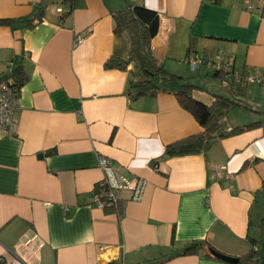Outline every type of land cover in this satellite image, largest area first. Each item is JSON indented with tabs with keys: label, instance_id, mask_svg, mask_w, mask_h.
<instances>
[{
	"label": "crops",
	"instance_id": "1",
	"mask_svg": "<svg viewBox=\"0 0 264 264\" xmlns=\"http://www.w3.org/2000/svg\"><path fill=\"white\" fill-rule=\"evenodd\" d=\"M250 3L74 0L69 10L65 0H0V17L15 20L0 25V79L18 66L26 76L15 128L0 133V264H231L208 256L205 244L184 254L196 240L234 257L251 239L264 250V124L228 134L264 121V93L250 85L236 93L213 74L217 86L199 87L201 68L210 71L200 64L189 73L194 99L210 105L221 95L251 111L231 115L234 107L206 132L172 93L133 100L129 80L143 72L129 60L130 33H115L113 18L129 4L155 10L150 46L167 70L219 50L236 69L252 70L264 66V5ZM109 58L128 63L107 68ZM177 141L179 152L165 156ZM100 156L145 180L139 199L120 189L117 205L91 204Z\"/></svg>",
	"mask_w": 264,
	"mask_h": 264
},
{
	"label": "trees",
	"instance_id": "2",
	"mask_svg": "<svg viewBox=\"0 0 264 264\" xmlns=\"http://www.w3.org/2000/svg\"><path fill=\"white\" fill-rule=\"evenodd\" d=\"M69 2V10L75 4L74 0H65ZM220 0H211L213 3H218ZM66 14V13H65ZM42 12L39 11L33 18L22 20L26 26H33L41 20ZM115 21L114 32L118 33L122 30H127L131 36V50L129 60L135 61L143 72V78L139 81L129 80L128 92L130 98L135 100L144 96H155L158 92L167 91L172 93L177 98L180 105L191 112L197 121L201 124L204 132L212 129L219 118L223 116L228 110L236 107L239 103L221 95H215L214 101L210 105H205L200 101L194 99L191 91L195 84L184 82L182 77L169 72L163 65L159 64L152 54L150 41L157 34L159 30V15L158 13L146 7L143 4H129L126 7L117 10L113 13ZM15 20L11 18L0 17V25H12ZM190 47L187 54L190 53ZM128 61H121L115 58H109L105 63L107 68H121L124 69ZM212 71L216 77H221L220 71ZM4 77L12 78V85L15 86L19 92L20 87L26 81V76L22 70V66H18L11 70L9 74ZM230 90L236 93H241L243 90L238 86H231ZM257 112L264 114V110H257ZM264 124V121L249 123L245 126L235 127L229 133H236L243 129L253 127L254 125ZM183 141H177L168 144L165 149V156H173L177 154L178 147ZM52 151H49L51 153ZM152 166L157 167V162L153 161ZM111 207V206H110ZM261 225L264 227V216L261 219ZM251 247L249 250L238 257L237 264H264V250L259 251L256 246V241L250 240ZM207 245L209 250H214L208 243L204 241H193L186 245L183 253H192L197 247ZM208 256L213 258L210 252ZM108 264H115L110 262Z\"/></svg>",
	"mask_w": 264,
	"mask_h": 264
},
{
	"label": "built area",
	"instance_id": "3",
	"mask_svg": "<svg viewBox=\"0 0 264 264\" xmlns=\"http://www.w3.org/2000/svg\"><path fill=\"white\" fill-rule=\"evenodd\" d=\"M247 8L253 9L251 1H257L264 5V0H246ZM61 15L66 12L62 8H57ZM81 42L78 36L75 43ZM187 64L192 70L205 64L209 70L220 71V84L225 88L238 86L243 88L248 85H256L264 93V66L252 70L242 68L236 69L233 63L228 59L222 50H219L213 59L205 55H195L187 59ZM8 72H11L9 68ZM7 73V74H9ZM5 76V75H4ZM19 92L12 85V78L2 77L0 79V133H11L15 128L14 112L18 104ZM99 165L103 170V178L95 185L91 195V204L106 208L118 204V198L115 195L116 190L124 189L132 192L133 199H139L145 185L142 178L128 179L121 173L117 172L105 156H100Z\"/></svg>",
	"mask_w": 264,
	"mask_h": 264
},
{
	"label": "rangeland",
	"instance_id": "4",
	"mask_svg": "<svg viewBox=\"0 0 264 264\" xmlns=\"http://www.w3.org/2000/svg\"><path fill=\"white\" fill-rule=\"evenodd\" d=\"M215 55V54H214ZM214 58V57H213ZM186 66V69H183V68H178V67H176L175 66V71H177V72H174L173 70H168L169 72H171V73H174V74H176L177 76H180V77H182V79L183 80H186V81H192V79H194V77H193V75H190L189 73H191V72H193V73H191V74H194V72H197V71H195V70H192L190 67H189V65L187 64V65H185ZM165 68V67H164ZM166 69V68H165ZM201 74H202V76L201 77H199V78H201L200 79V82H199V84H198V86L199 87H203V88H208V87H210L211 85H210V83L211 84H213V85H215V86H217L216 84L218 83V81H217V79L216 78H214V77H211L212 76V72L211 71H208L205 67H203V68H201ZM207 73H209V77H207L206 76V74ZM188 75H190V76H188ZM190 83H193V82H190ZM219 83H220V81H219ZM210 85V86H209ZM222 86V85H221ZM253 86H256V85H250V87H249V89H252V87ZM258 87V86H257ZM257 90V88H254L253 90ZM256 98L258 97L257 95L255 96ZM237 99L238 100H245V101H248V100H246V97H244V96H237ZM250 100H251V98H250ZM252 101V100H251ZM253 103V102H252ZM248 112H251V111H249L248 110V108L246 109H244L243 107H236V108H234V109H232L231 111H230V113H231V115L232 114H236V113H238V114H240V113H243V114H246V113H248Z\"/></svg>",
	"mask_w": 264,
	"mask_h": 264
},
{
	"label": "water",
	"instance_id": "5",
	"mask_svg": "<svg viewBox=\"0 0 264 264\" xmlns=\"http://www.w3.org/2000/svg\"><path fill=\"white\" fill-rule=\"evenodd\" d=\"M39 157H41V154H39ZM209 252L214 255L215 257H217L218 259H221V260H224V261H227L231 264H237L238 263V257H234V256H229V255H225L223 253H220V252H217V251H214V250H209Z\"/></svg>",
	"mask_w": 264,
	"mask_h": 264
}]
</instances>
